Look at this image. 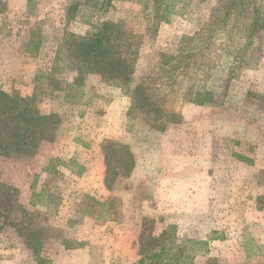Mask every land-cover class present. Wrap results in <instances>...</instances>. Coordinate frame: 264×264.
I'll use <instances>...</instances> for the list:
<instances>
[{
    "label": "rangeland",
    "instance_id": "obj_1",
    "mask_svg": "<svg viewBox=\"0 0 264 264\" xmlns=\"http://www.w3.org/2000/svg\"><path fill=\"white\" fill-rule=\"evenodd\" d=\"M225 1L3 0L0 89L31 96L61 122L32 155L0 154V264H136L140 246L165 229L163 258L143 264H264V27L250 32L264 0H244L211 29ZM104 21L136 35L130 84L94 73L75 81L81 62L66 32L86 35ZM207 36L199 69L175 72L162 102L178 122L160 129L128 113L131 88L156 80L162 55L184 37L195 51ZM188 86L213 100H185ZM106 140L134 156L132 172L110 184ZM29 233L40 238L35 252Z\"/></svg>",
    "mask_w": 264,
    "mask_h": 264
},
{
    "label": "trees",
    "instance_id": "obj_2",
    "mask_svg": "<svg viewBox=\"0 0 264 264\" xmlns=\"http://www.w3.org/2000/svg\"><path fill=\"white\" fill-rule=\"evenodd\" d=\"M225 2V5H221L213 11L211 29L225 26L233 8L244 4V0H226ZM78 5L79 2L74 1L69 7L72 16L76 12ZM3 8L4 2L0 0V11ZM258 13L259 11H256L251 22V35L258 34L264 27V10L261 17ZM189 38L184 37L182 39L175 55H170L169 57L161 56L156 80L140 81L133 85L130 91L131 104L128 113H142L148 119V123L160 129L164 128L163 121H179V114L174 111H166L162 102H166L169 93L174 90L173 83H176L175 72H184L186 77L189 78V73H187L189 72V66H192L194 72L199 69L198 61L203 55L202 50L204 47H208L211 41V36H207L202 39V47L197 46L198 49L193 51L189 47L191 40ZM64 42L67 46V51L81 62L80 71H82V74L76 77V82H79L85 73L98 74L104 81L114 84L127 85L132 81L134 65L138 57L136 35L123 30L119 23L104 21L93 32L86 35H75L66 32ZM162 78H166V81H169L170 89L166 92L162 90V86L165 83L161 80ZM159 80L160 82H156ZM182 95L185 100L198 104L213 100L212 91L204 87L188 86L184 88ZM60 122L61 118L57 113L42 112L38 109L31 96H21L15 91L7 92L0 89L1 155H32L41 142L53 138ZM101 148L108 167V184L111 183L113 178L128 176L132 172L134 156L127 145L106 140ZM239 157L248 160L243 156ZM44 192L45 188L40 189V194ZM166 234L167 229L163 230L157 237L151 236L148 244L140 246L141 257L136 264H143L145 258L149 260L163 258L166 251V245L163 244ZM29 236L34 238V244L30 245L28 243V245L35 252L38 250L37 244H40V238L37 233H29ZM146 251L148 253H145ZM157 264L160 263L157 262ZM161 264L170 263L164 261Z\"/></svg>",
    "mask_w": 264,
    "mask_h": 264
},
{
    "label": "crops",
    "instance_id": "obj_3",
    "mask_svg": "<svg viewBox=\"0 0 264 264\" xmlns=\"http://www.w3.org/2000/svg\"><path fill=\"white\" fill-rule=\"evenodd\" d=\"M67 251H68V250H67ZM63 254H64V253H63ZM6 262H7V261H6ZM6 262H5V264H7ZM1 264H3V263L1 262Z\"/></svg>",
    "mask_w": 264,
    "mask_h": 264
}]
</instances>
